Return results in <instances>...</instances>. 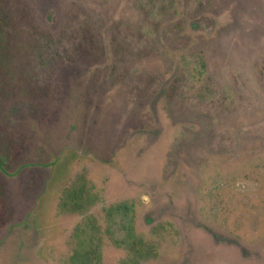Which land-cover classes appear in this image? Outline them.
<instances>
[{
  "label": "rangeland",
  "instance_id": "obj_1",
  "mask_svg": "<svg viewBox=\"0 0 264 264\" xmlns=\"http://www.w3.org/2000/svg\"><path fill=\"white\" fill-rule=\"evenodd\" d=\"M0 35V264H264V0H0Z\"/></svg>",
  "mask_w": 264,
  "mask_h": 264
},
{
  "label": "trees",
  "instance_id": "obj_2",
  "mask_svg": "<svg viewBox=\"0 0 264 264\" xmlns=\"http://www.w3.org/2000/svg\"><path fill=\"white\" fill-rule=\"evenodd\" d=\"M2 49H3V43H2V39H1V35H0V63H2ZM0 106H1V101H0ZM2 111H3V109L2 108H0V114L2 113ZM2 155V154H1ZM1 159H0V163H1V165L2 166H4V167H8V164L6 163V161L5 160H3L2 159V157H0ZM0 195H1V191H0ZM72 195V197H74V195L73 194H70L69 196H71ZM3 207V202L2 201H0V209Z\"/></svg>",
  "mask_w": 264,
  "mask_h": 264
}]
</instances>
